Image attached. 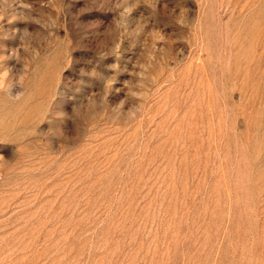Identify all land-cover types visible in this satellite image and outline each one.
Listing matches in <instances>:
<instances>
[{
  "label": "rangeland",
  "instance_id": "374dc122",
  "mask_svg": "<svg viewBox=\"0 0 264 264\" xmlns=\"http://www.w3.org/2000/svg\"><path fill=\"white\" fill-rule=\"evenodd\" d=\"M0 264H264V0H0Z\"/></svg>",
  "mask_w": 264,
  "mask_h": 264
}]
</instances>
